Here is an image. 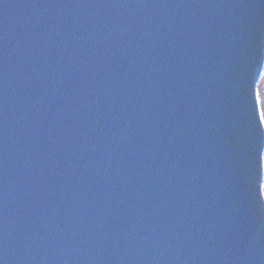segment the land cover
Returning a JSON list of instances; mask_svg holds the SVG:
<instances>
[{"label":"water","instance_id":"obj_1","mask_svg":"<svg viewBox=\"0 0 264 264\" xmlns=\"http://www.w3.org/2000/svg\"><path fill=\"white\" fill-rule=\"evenodd\" d=\"M263 62L264 0H0V264H264Z\"/></svg>","mask_w":264,"mask_h":264},{"label":"snow or ice","instance_id":"obj_2","mask_svg":"<svg viewBox=\"0 0 264 264\" xmlns=\"http://www.w3.org/2000/svg\"><path fill=\"white\" fill-rule=\"evenodd\" d=\"M257 80H259L262 91H264V64H262L259 68ZM255 100L257 103L264 104V95L256 96ZM261 129H264V107L261 108L259 119L257 121L258 133L264 136V132H260ZM257 167L258 171L256 177V184L258 185V187H256L254 194L258 199L260 205L264 207V179H262V177H264V172L261 171L262 167H264V148H262L258 153Z\"/></svg>","mask_w":264,"mask_h":264},{"label":"rangeland","instance_id":"obj_3","mask_svg":"<svg viewBox=\"0 0 264 264\" xmlns=\"http://www.w3.org/2000/svg\"><path fill=\"white\" fill-rule=\"evenodd\" d=\"M263 64H264V62H263ZM256 93H257V96L264 95V91H262L261 84H260L259 80H257V84H256ZM258 105H259V111H260L261 108L264 107V104L258 103ZM263 172H264V167H263ZM262 179H264V177H262Z\"/></svg>","mask_w":264,"mask_h":264}]
</instances>
